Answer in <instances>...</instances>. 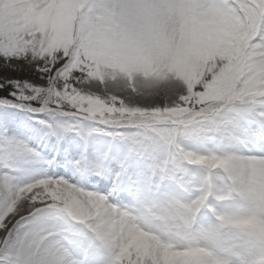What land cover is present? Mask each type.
<instances>
[{"label":"snow or ice","instance_id":"1","mask_svg":"<svg viewBox=\"0 0 264 264\" xmlns=\"http://www.w3.org/2000/svg\"><path fill=\"white\" fill-rule=\"evenodd\" d=\"M0 264H264V0H0Z\"/></svg>","mask_w":264,"mask_h":264}]
</instances>
